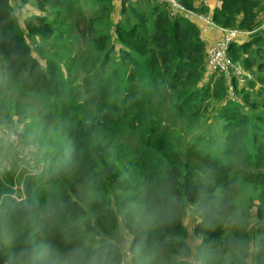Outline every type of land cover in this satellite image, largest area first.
<instances>
[{
    "label": "trees",
    "instance_id": "obj_1",
    "mask_svg": "<svg viewBox=\"0 0 264 264\" xmlns=\"http://www.w3.org/2000/svg\"><path fill=\"white\" fill-rule=\"evenodd\" d=\"M34 1L51 16L62 11L56 7L73 5L68 0ZM117 1L122 10L115 41L122 54L113 72L117 78L107 81L102 73L109 67L112 44L108 49L97 46L90 59L85 51L83 61L76 56L67 61L47 51L62 21L41 14L28 17L21 27L11 0H0V126L24 122L22 129L30 136L20 132L19 139L34 155L27 160L19 151H9V171L0 173V264H68L70 258L71 264H89L93 258L99 264H119L121 224L133 238L129 250L134 264H192L194 252L183 225L190 207L199 220L194 236L199 238L202 264H247L252 241L258 247L252 264H264V223L252 237L237 236L232 247L224 241L233 216V193L226 180L237 168L264 166V153L251 157L246 146L248 140L255 148L261 113L241 116L235 131L223 124L210 152L201 142L204 133L197 132L192 136L195 144H185L183 156L156 116L166 114L164 106L172 102L177 117L198 122L202 108L193 102L203 94L209 48L196 21L171 18L152 0ZM196 1L179 0L187 9L206 14L208 9L196 7ZM221 2L213 21L222 29L241 31L229 56L238 62L249 52L245 66L252 69L259 59L263 69L264 38L240 42L247 33H264V26L258 30L259 1ZM98 7L90 22H104L114 8L112 0H98ZM29 34L45 42L38 55L26 42ZM97 40L108 38L100 35ZM81 72L89 78L84 85L79 83ZM15 93H35L48 102L42 111L58 121V141L49 133V124L38 132L30 124L31 114L9 107L7 99ZM83 94L88 95L86 102L79 100ZM235 110H225V119L236 117L239 107ZM188 154L202 167H189L183 161ZM23 160L31 166L42 164L43 171L20 170ZM114 189L123 194L114 199L124 211L122 219L111 207ZM257 209L264 219L261 206Z\"/></svg>",
    "mask_w": 264,
    "mask_h": 264
},
{
    "label": "rangeland",
    "instance_id": "obj_2",
    "mask_svg": "<svg viewBox=\"0 0 264 264\" xmlns=\"http://www.w3.org/2000/svg\"><path fill=\"white\" fill-rule=\"evenodd\" d=\"M69 2H72L73 5H68L64 7H56L55 11L57 9H62V11H56L54 14H52L51 18L55 20L62 21L55 27V32L57 33L54 37L52 44L48 47L47 51L50 54L60 55L62 59L66 58L67 61L70 59L71 56H76L78 59H81L83 57V54L86 52V58L90 59L92 58L91 51L94 49L96 50L97 46L102 44L104 47L107 45L112 44L111 51H113L110 54V64L107 69L102 73V77L105 78V80H109L113 77H116V74L113 75V72L115 69H118L116 67V62L121 54H122V47L120 44H116V28L117 25H115L118 20L120 19L121 11L117 8H113L112 12L110 13L108 18L104 19V22H97L92 21L90 22V18L94 17L96 15V7H97V0H68ZM128 0V3L132 4H141V0ZM157 1V0H156ZM259 1V15L264 14V0H258ZM158 2V1H157ZM159 3V2H158ZM161 4V3H160ZM152 5H156L155 1L152 0ZM162 5V4H161ZM145 6V5H144ZM165 9L166 7L162 5ZM162 7V8H163ZM141 9V8H139ZM151 9V8H149ZM146 6L144 10L148 13L151 11ZM84 12H83V11ZM122 10V8H121ZM94 11V13H93ZM195 11V10H193ZM86 12V13H85ZM197 12V11H195ZM200 13V12H197ZM202 14V13H201ZM206 15V14H205ZM258 15V16H259ZM208 16V15H207ZM263 16V15H262ZM261 16V17H262ZM264 17V16H263ZM212 18V17H210ZM213 20V18H212ZM264 24V20L261 21V18L259 19V27L258 30L261 29L262 25ZM83 31L82 33L79 31V29ZM237 29V28H236ZM235 30V29H233ZM239 31V29H237ZM241 33V31H239ZM100 35H106L108 40H104L103 42H97L98 37ZM259 37L264 38L263 34H252L249 36L242 37L241 39L244 42H250L255 39H258ZM41 45L44 44V42H40ZM117 45V47H114ZM118 46L120 48H118ZM35 53L38 52L37 49H33ZM249 52L244 53V58L248 57ZM85 58V59H86ZM242 59V60H243ZM84 59L82 58V61ZM63 64L64 68L67 66L66 63ZM97 61V60H96ZM235 61V60H234ZM259 59H257V64H254L255 67L252 69H248L244 61H241V69H242V75L238 78H217L210 77L207 73V69H204V72L202 74L203 78L201 81V84L203 85L201 88H203L202 95H200L198 98L195 99L193 102L194 107L196 106L197 109H201L200 114L198 116V122L193 123L191 120H189L188 117L179 118L177 117L173 112V105L172 102L168 103L164 106V111L166 114L160 113L156 118L161 120L163 124L166 126L165 128L168 130L170 139L176 147L177 151L180 152L183 156L185 155V144H187L190 140L193 142V145L195 144L194 136L197 132L204 133L206 140H201L202 144L207 146V151L210 152L211 149L214 148L216 140L214 138L220 135L221 129L223 124H227V126L230 128L231 131H235L238 122L240 121V117H246L247 114L253 113H261V115L257 114L258 117L262 118L260 120V123L262 126L261 129L256 128L255 129V140L256 145L255 148L252 150V143L247 140L246 146L248 149V152L251 154V157L256 158L255 152H261L262 155L264 153V66L263 69H259V66L262 67V65L259 64ZM236 62V61H235ZM240 62V61H239ZM264 65V62L262 63ZM257 65V66H256ZM66 69V68H65ZM65 73V72H64ZM82 73V72H81ZM84 78H87L84 73H82L81 79L79 80V83H84ZM226 81H225V80ZM84 85V84H83ZM233 87L236 94V99H233L229 93L230 87ZM122 89V88H121ZM82 91V88L80 89ZM115 95L118 93V90L114 88ZM88 99V95H82L79 96V100L86 102ZM7 102L10 108H16L18 111L31 114V119L29 120L33 125V127L38 132H42V130L46 127L47 124L50 125L49 127V133L56 136L55 141L60 139L59 136V129H58V121H55L53 119V116L49 112L42 111V108L45 109V105L48 104L46 101L39 100L37 94L35 93H28L24 96L19 95L18 93H15L14 95L11 94V96L7 99ZM239 107V111L236 114V117H230L225 119L224 113L225 110L228 111H236L235 108ZM234 113V112H233ZM229 115H232L229 113ZM254 117V120L256 123L259 122V119ZM225 120V122H224ZM14 123V122H13ZM13 123H10L11 126L9 128L16 129L18 133L23 132L26 134L27 137L30 136V133L22 129V125L24 122H18L19 124L13 125ZM200 123L202 125V128L200 126H195L196 124ZM251 131V128H250ZM21 140L19 139L15 143L5 142L6 145H13L20 143ZM37 154V152H36ZM9 159L7 161L8 167L11 164L10 160V154L8 151ZM23 155H29L28 158H34L33 152L30 154L28 147H26L25 152ZM4 154L2 155V151H0V158H3ZM219 158L221 154L217 155ZM28 160V159H27ZM36 161H38V158H36ZM183 161L185 163H188L189 167L195 165L198 167H202L199 163V161L195 160V158L191 155H187V157L183 158ZM20 170L22 168H26L29 173L32 171V168H36L39 171H43L42 169H39L41 166L39 164L35 165H29L26 164L23 160L22 162H19ZM26 164V165H25ZM4 171L0 170V173L2 174ZM96 170H94V179H97L95 177ZM195 181H198V178L195 175H190ZM93 180V179H92ZM227 186L231 188L233 193V216L230 221V224L227 226L226 234L224 237V241H226L231 247L233 245V241L237 238L239 235H248L252 237V235L258 230V227L264 223V219H259V209H257L259 206H261V211L264 213V166L261 168H237L229 177L228 181L226 180ZM224 183L222 184L223 187ZM123 195L120 193L117 189H114L111 193V198L113 199L111 203V207L115 210V214L118 216V218L122 219L124 211L121 210V205L117 204L115 202L116 196ZM190 209L189 216L190 219L192 218L194 223H198L199 220L195 218L193 215L192 208ZM191 219V220H192ZM190 223V221H188ZM195 231V230H194ZM189 234H192V228L189 230L187 240L191 244L192 247L195 248L197 246V243L199 244V238H191L189 237ZM99 236L98 238H100ZM189 237V238H188ZM88 240V238H87ZM250 241V239H248ZM5 243L9 245V240L5 239ZM198 247V246H197ZM257 245L252 241L250 242V252L249 257L247 259V264H252L255 256V251L257 249ZM191 261L193 264H202L199 256L197 254V250L193 255L191 256Z\"/></svg>",
    "mask_w": 264,
    "mask_h": 264
},
{
    "label": "built area",
    "instance_id": "obj_3",
    "mask_svg": "<svg viewBox=\"0 0 264 264\" xmlns=\"http://www.w3.org/2000/svg\"><path fill=\"white\" fill-rule=\"evenodd\" d=\"M164 5L168 10L171 18L183 17L185 19H198L207 23L208 25L219 28V26L209 16L197 13L193 10L187 9L179 0H157ZM264 20V19H263ZM264 26V24L262 25ZM224 35L222 40L215 46L209 47L207 50V74L210 77H226L230 80L238 78L242 75V69L230 56V46L239 40L240 32L233 29H223ZM229 93L233 99H236L234 88L231 86ZM0 140L15 143L19 140V133L17 130L9 128V126H0ZM39 169H42L43 165ZM42 171L32 169L31 174H40ZM15 186L14 189H17ZM21 189L23 187L21 186ZM14 198L17 197L13 196ZM134 254L129 249H125L121 255L119 264H134Z\"/></svg>",
    "mask_w": 264,
    "mask_h": 264
},
{
    "label": "crops",
    "instance_id": "obj_4",
    "mask_svg": "<svg viewBox=\"0 0 264 264\" xmlns=\"http://www.w3.org/2000/svg\"><path fill=\"white\" fill-rule=\"evenodd\" d=\"M11 3L13 5L14 13L16 15L17 21L21 27H25V25H24L25 21L30 16H37V15L43 14V15H46L48 17H51V14L49 11L47 13H42L39 10V8H38V6L34 0H27L26 2H24V0H11ZM155 4H160V3H158L156 1ZM112 5L114 6V8H117L119 10L121 8V6L119 5L117 0H112ZM202 5H203V7H206L208 9L206 15H208L209 17H212L214 12L221 7L222 2H221V0H198V1H196V7H200ZM98 8L99 7H98V0H97L96 10H98ZM93 13H94V11H93ZM262 15L264 16V14H262ZM262 15H259V19L261 18V21L264 19V17ZM191 20L197 22V26L201 31V36L206 43L207 49L211 46H214L215 44L218 43V41H220L222 39V37L224 35V31H223L222 27L219 26V28H215V27L208 25L207 23H205L203 21L198 20V19H191ZM252 34L253 33H247L245 36H249ZM241 38H240V42L242 40ZM26 42L34 49H38L39 45L40 46L45 45V42L43 45H41L40 42H43V41H40L36 36H32V35H30L29 39L28 38L26 39ZM242 42H243V40H242ZM34 54L38 55L37 53H34ZM243 57H245V56L243 55ZM243 57H241L238 60V62H236V63H238L239 66L241 65V61H243L242 60ZM13 145H15L18 148V151L21 154H23L25 152L26 147H28V145L25 144L24 142H20L18 144H13ZM3 154H4L3 158H0V170L7 173L9 171V167H8V163H7L8 159H9L8 151H2V155ZM28 156L29 155H25L24 157H26V159H28ZM189 212H190V209L187 210V213L183 219V225H184L185 229L187 230V233H189V230L192 228V234H189V237L195 238L194 230H195L196 225L198 223L197 222L194 223L195 220L193 221L192 218H191L192 220L190 219ZM188 221H190V223H188ZM132 241H133V238L127 233V231L125 230V228L121 224L120 240L116 244V246L120 249V254H122L125 249H129V247H131ZM187 243L189 244L192 251L195 253V251L197 250L198 243H197L196 248H195V243H194V247L191 246V244L188 242V240H187Z\"/></svg>",
    "mask_w": 264,
    "mask_h": 264
},
{
    "label": "clouds",
    "instance_id": "obj_5",
    "mask_svg": "<svg viewBox=\"0 0 264 264\" xmlns=\"http://www.w3.org/2000/svg\"><path fill=\"white\" fill-rule=\"evenodd\" d=\"M0 151H18V148L15 145H6L2 140H0ZM68 264H71V258ZM89 264H99V262L93 258Z\"/></svg>",
    "mask_w": 264,
    "mask_h": 264
}]
</instances>
